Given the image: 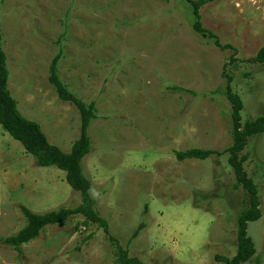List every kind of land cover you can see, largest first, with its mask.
<instances>
[{
  "label": "rangeland",
  "instance_id": "1",
  "mask_svg": "<svg viewBox=\"0 0 264 264\" xmlns=\"http://www.w3.org/2000/svg\"><path fill=\"white\" fill-rule=\"evenodd\" d=\"M200 13L203 28L233 49L216 47L193 28L186 0H0L9 87L20 111L70 152L80 116L49 82L62 50L60 78L96 103L93 152L84 160L95 210L144 264H198L200 255L201 264H221L216 256L232 259L238 248L237 221L248 197L234 189L228 155L180 162L174 152L233 145L227 77L243 103L242 123L264 117V64L250 62L264 45V0H219ZM244 153L262 211L249 235L257 264H264V134L250 138ZM80 204L65 172L38 167L0 128V264H115L114 244L100 228L85 227L82 216L47 227L20 248L6 244L26 226L22 206L43 214ZM141 223L147 228L133 238ZM183 239L198 242L193 252Z\"/></svg>",
  "mask_w": 264,
  "mask_h": 264
},
{
  "label": "trees",
  "instance_id": "2",
  "mask_svg": "<svg viewBox=\"0 0 264 264\" xmlns=\"http://www.w3.org/2000/svg\"><path fill=\"white\" fill-rule=\"evenodd\" d=\"M219 0H186L191 6L194 17L193 28L201 35L209 34L214 39V45L222 50L233 49L231 45L222 46L218 38L203 28L201 23L200 10L208 3ZM67 32L60 37L61 42ZM62 50L52 60L49 70V82L54 88L59 100L71 104L75 107L80 116V136L73 144L70 152L63 151L60 147L50 142L42 126L27 117L19 109V104L11 93L9 87L10 70L8 68V57L3 48V39L0 24V128L10 135L15 141L19 142L25 151L31 155L35 164L41 168L56 167L66 173V181L75 193L81 195V204L76 208L60 207L59 209L38 214L27 207L22 206L21 211L26 218V226L16 235L5 240L6 244L20 248L37 240L41 233L49 226L64 227L65 224L75 216L84 218L85 227L96 226L103 230L115 246V264H144L138 258L131 257L128 250L124 249L116 239L110 235V224L101 217L95 210V201L91 197L93 189L92 180L85 173L84 160L93 152V140L89 131L94 120L98 118L96 103H87L70 91L69 87L62 81L59 75V63L63 58ZM253 63L264 64V45L257 54L250 59ZM114 74L109 75L112 78ZM224 77L228 75L226 72ZM226 97L231 103V125L233 135V145L223 151L190 149L187 151H175V157L178 161L186 160L205 161L213 156L221 157L228 155L229 165L234 171L236 182L234 189L242 187L248 197L247 207L241 212L238 218L237 230V254L228 259L217 256L216 260L223 264H248L256 256V248L253 240L249 236V223L258 222L262 218L260 209V192L258 185L249 177L245 170V163L249 160L247 153L243 151L247 147L250 138L264 134V117H258L255 120L242 123L241 112L243 103L241 98L233 92L231 88L232 79L227 77ZM166 90L171 93H192L179 86H168ZM147 228L145 223H141L133 238ZM258 263V260H255Z\"/></svg>",
  "mask_w": 264,
  "mask_h": 264
},
{
  "label": "crops",
  "instance_id": "3",
  "mask_svg": "<svg viewBox=\"0 0 264 264\" xmlns=\"http://www.w3.org/2000/svg\"><path fill=\"white\" fill-rule=\"evenodd\" d=\"M244 209H245V208H244ZM244 209H243V210H244ZM260 209H261V207H260ZM243 210H242V211H243ZM261 212H262V211H261ZM202 214H203V213H202ZM239 216H240V215H239ZM238 218H239V217H238ZM259 221H260V220H259ZM237 223H238V221H237ZM256 223H257V222L249 223V226H250V225H255ZM237 227H238V226H237ZM237 230H238V229H237ZM135 232H136V231H135ZM248 233H249V228H248ZM249 236H250L251 239L253 240L254 245H256V244H255L256 239H255L254 235L251 234V235H249ZM194 244H195V245H198V242H190L188 239H183V246H185V248H187L189 251H192V252H193ZM191 245H193V246H191ZM196 247H197V246H196ZM185 248H184V249H185ZM186 252H187V251H186ZM186 252H185V253H186ZM188 254H189V253H187V255H188ZM236 254H237V252L235 253V255H236ZM187 255H186V256H187ZM235 255H233V257H234ZM200 256H201V255H200ZM200 256H199L198 258H197V257L194 258V259H193V260H194L193 263H196V261H197L198 264H201L199 260H202L203 257H200ZM216 257H217V256H216ZM216 257H215V258H216ZM221 257H225V256H221ZM233 257H232V258H233ZM257 257H258V256H255L254 261H255V260H258ZM225 258H227V256H226ZM198 259H199V260H198ZM228 259H229V258H228ZM258 262H259V261H258ZM219 263H220V262H219ZM255 263H256V262H255ZM221 264H223V263H221ZM248 264H250V263H248ZM256 264H257V263H256Z\"/></svg>",
  "mask_w": 264,
  "mask_h": 264
}]
</instances>
